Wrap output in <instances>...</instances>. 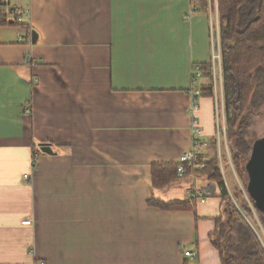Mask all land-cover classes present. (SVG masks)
I'll list each match as a JSON object with an SVG mask.
<instances>
[{
  "label": "crops",
  "instance_id": "obj_1",
  "mask_svg": "<svg viewBox=\"0 0 264 264\" xmlns=\"http://www.w3.org/2000/svg\"><path fill=\"white\" fill-rule=\"evenodd\" d=\"M13 5L21 19L0 27V264H221L215 184L194 211L147 203L198 189L193 173L153 188L151 165L191 145L187 91L212 62L215 0ZM194 117L211 142V97Z\"/></svg>",
  "mask_w": 264,
  "mask_h": 264
},
{
  "label": "trees",
  "instance_id": "obj_2",
  "mask_svg": "<svg viewBox=\"0 0 264 264\" xmlns=\"http://www.w3.org/2000/svg\"><path fill=\"white\" fill-rule=\"evenodd\" d=\"M207 5L208 0H196L194 7L206 10ZM8 6V1L0 0V27L9 22L6 16L10 11ZM217 13L226 137L231 163L244 183L243 190L237 189L238 193L233 191L231 197L217 153L205 159L197 153L194 164H202V168L185 166L183 175L199 172L219 189L225 214L216 218V227L209 237L219 252L221 264H264V247L247 219L257 216L264 229V212L255 205L247 192L248 174L245 166L251 152V144L246 138L249 109L260 104V92L264 87V0H217ZM200 68L202 76L209 80L200 83L201 96L212 98L211 64H203ZM209 144L215 147V138ZM177 165L178 162L152 164L153 188H166L177 181L181 177ZM147 203L161 209L192 211L196 204L193 200L167 202L154 197Z\"/></svg>",
  "mask_w": 264,
  "mask_h": 264
},
{
  "label": "rangeland",
  "instance_id": "obj_3",
  "mask_svg": "<svg viewBox=\"0 0 264 264\" xmlns=\"http://www.w3.org/2000/svg\"><path fill=\"white\" fill-rule=\"evenodd\" d=\"M13 2L16 0H10V4L12 5ZM12 19V15H8V19ZM214 27H218V18L214 16L213 18ZM216 54L217 58L213 62H211V74H212V85H213V97L212 100L214 102L215 107V134L214 138L216 141L215 147L206 146L203 148L199 153V155H203L207 158L214 153H217L220 163V168L222 170V175L224 178L225 185L229 194L232 196L233 191L243 190V181L239 179L236 170L234 169L231 163V156H230V149L228 145V140L226 137V113H225V105L223 100V88H222V66H221V53H220V45H219V37L218 41H216ZM209 80L203 75L200 79L197 80L198 85L200 83H205ZM261 93V102L256 108H250L249 114V125L246 131V138L249 144H252L258 138L264 136V87ZM213 140V139H212ZM197 178V190H202L205 192L210 186H213L211 182H209L206 177L201 174H196ZM189 179V178H187ZM244 182L246 181V177H243ZM242 179V180H243ZM215 186V185H214ZM216 189V188H215ZM238 189V190H237ZM213 191H211L212 193ZM242 192V191H241ZM248 221L252 225L254 231L260 238L261 242L264 245V229L259 220L256 216L254 219L248 218Z\"/></svg>",
  "mask_w": 264,
  "mask_h": 264
},
{
  "label": "built area",
  "instance_id": "obj_4",
  "mask_svg": "<svg viewBox=\"0 0 264 264\" xmlns=\"http://www.w3.org/2000/svg\"><path fill=\"white\" fill-rule=\"evenodd\" d=\"M8 1L10 5V0H4ZM193 5H196V0H191ZM10 11L9 14L12 15L11 21L13 22H19L21 19L20 15L23 10L19 8L18 6H9ZM215 8H216V18H217V0H215ZM210 35H211V42H212V62L217 58L216 54V41H218V27L216 30V27H214V23L211 20L210 23ZM202 77V70L198 65H194L192 68V86L188 89V95L190 97V106H189V113L191 114V145L187 151L183 153L181 158L178 161L177 165V172L179 176H182L185 171V166L188 167H198L199 169L202 168V164H194V160L196 158V154L201 152V149L206 147L209 144V140L204 139L202 137V129L201 126L198 123V120L194 117L195 112L197 111L199 107V98L201 96V90L199 88V85L196 84L197 80ZM28 110V109H27ZM25 179H28L27 175H25ZM187 200H193L195 202H203L206 199V192L197 190L193 188L192 190L188 191L186 194ZM248 200V198H247ZM249 201V200H248ZM249 205L251 208L252 204L249 202ZM23 224H29L30 220H24L22 221ZM260 239V238H259ZM261 241V240H260ZM262 243V242H261ZM263 245V243H262ZM264 247V245H263ZM182 253L185 257H189L190 259L194 260L197 257V252L195 250H190L187 248L186 244H183L181 246Z\"/></svg>",
  "mask_w": 264,
  "mask_h": 264
},
{
  "label": "water",
  "instance_id": "obj_5",
  "mask_svg": "<svg viewBox=\"0 0 264 264\" xmlns=\"http://www.w3.org/2000/svg\"><path fill=\"white\" fill-rule=\"evenodd\" d=\"M40 146L42 151L52 152L48 143H41ZM245 166L248 174L247 192L255 205L264 212V136L251 144V152Z\"/></svg>",
  "mask_w": 264,
  "mask_h": 264
}]
</instances>
